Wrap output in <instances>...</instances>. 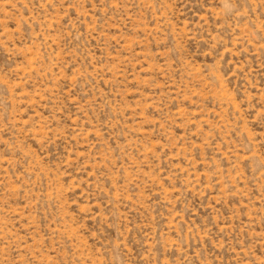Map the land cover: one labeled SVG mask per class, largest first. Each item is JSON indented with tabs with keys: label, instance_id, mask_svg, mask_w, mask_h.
I'll list each match as a JSON object with an SVG mask.
<instances>
[{
	"label": "rangeland",
	"instance_id": "rangeland-1",
	"mask_svg": "<svg viewBox=\"0 0 264 264\" xmlns=\"http://www.w3.org/2000/svg\"><path fill=\"white\" fill-rule=\"evenodd\" d=\"M0 264H264V0H0Z\"/></svg>",
	"mask_w": 264,
	"mask_h": 264
}]
</instances>
